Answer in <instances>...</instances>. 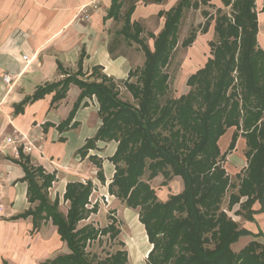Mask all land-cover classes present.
Wrapping results in <instances>:
<instances>
[{
  "label": "trees",
  "instance_id": "1",
  "mask_svg": "<svg viewBox=\"0 0 264 264\" xmlns=\"http://www.w3.org/2000/svg\"><path fill=\"white\" fill-rule=\"evenodd\" d=\"M125 1L112 0L107 18L122 22L119 36L137 44L144 53V66L131 70L129 78L121 81L136 103L122 99L121 85L114 79L103 77L100 83L79 80L81 69L62 81L39 88L33 98L56 90V97L61 99L72 83L82 89L83 98L96 95L102 126L86 148L95 147L98 141L118 143L111 158L116 172L110 191L127 207L140 210V223L153 245L148 264H264V235L241 228L228 214L239 205L236 214L253 220V205L259 202L264 208V50L258 43L255 0H223L225 6H232L231 19L222 9L217 10L215 20L203 11L207 19L204 26L192 31L182 47H190L199 32L207 33L212 21L218 40L209 42L212 57L188 78L190 91L178 98L169 97V68L179 46L182 19L188 10L199 9L200 4L180 0L168 11L161 33L150 34L154 39L152 50L141 37L144 27L132 22L131 16L139 1L163 0H130L122 14ZM111 55L115 57L112 49ZM134 77L136 81L132 80ZM231 128L235 130L229 151L243 137L248 166L238 193L231 194L226 212L221 205L233 185L223 164L227 153H221L218 143ZM24 160L29 199L39 201V205L20 217L33 216L37 226L51 219L70 251L45 264H128L125 249L100 260L91 259L87 252L88 242L108 234L115 240L121 234L115 219L102 230L92 225L79 228L97 211L86 207L92 183L68 184L65 200L69 209L65 214L59 209V201L51 202L48 197L53 176L44 175L42 169L28 164L29 159ZM147 173L148 180L163 175V186L180 177L184 189L161 202L144 180ZM38 178L43 179L41 184ZM243 236L263 241L253 240L236 254L230 246Z\"/></svg>",
  "mask_w": 264,
  "mask_h": 264
},
{
  "label": "crops",
  "instance_id": "2",
  "mask_svg": "<svg viewBox=\"0 0 264 264\" xmlns=\"http://www.w3.org/2000/svg\"><path fill=\"white\" fill-rule=\"evenodd\" d=\"M179 2L139 1L136 4L131 20L144 27L142 38L146 40L143 36L145 24L150 20L161 21L157 34L148 33L152 50L154 39L150 34L158 36L161 33L165 14ZM191 2L199 3L200 7L206 5L202 14L205 11L214 20L218 9L224 12L230 7L225 6L223 0ZM129 4L130 0L124 2L122 14ZM111 5L112 0H97L93 4L91 0H0V264H45L57 258L60 251L68 250L65 255L70 252L51 219L37 226L33 216L20 217L39 205V201L29 199L31 192L29 182L24 180V158L29 159L28 164L34 169L40 168L44 175L53 176L48 197L51 202L59 201V209L63 202L69 206L65 194L70 183H92V193L86 205L89 210L98 209V200H94L98 190L101 191L100 200L109 203L118 200L110 191L116 172L111 158L118 143L98 141L95 147L86 148L102 126L96 95L83 98L82 89L72 83L61 99L56 97V90L41 98H33L39 88L75 75L80 69L82 74L78 78L85 82L100 83L103 77L115 81L129 78L134 68L130 65L133 60L127 50L137 44L119 36L123 23L107 18ZM211 9L215 10V16L209 12ZM255 9L259 22L258 43L264 50V0H255ZM161 12L164 14L160 15ZM213 33L214 29L205 34L199 32L188 47L189 58L179 76L184 88H190L188 78L208 62L210 55L205 58L207 51L211 53L209 42ZM111 49L115 57L111 55ZM81 58L82 64L79 65ZM144 63L145 60L142 67ZM7 74L13 77L11 84L4 81ZM11 139L16 140L15 144L10 142ZM240 140L241 137L232 151H229L228 142V149L222 153H227L225 167L231 175L238 174L247 162L245 153L238 155L239 145L246 147V142L242 145ZM221 145L220 150L226 144ZM38 179L41 184L43 179ZM176 183L182 192L184 182L178 180ZM239 209L240 206L236 205L228 211L229 216L241 228L264 235L263 206L259 202L253 205V220L237 215ZM126 210L133 209L127 207ZM247 237L250 236H243L240 241ZM138 240L133 257L137 264H141L138 259L142 256L138 255L144 253L145 261L152 246L147 236L141 235ZM125 244L131 247L127 241Z\"/></svg>",
  "mask_w": 264,
  "mask_h": 264
},
{
  "label": "rangeland",
  "instance_id": "3",
  "mask_svg": "<svg viewBox=\"0 0 264 264\" xmlns=\"http://www.w3.org/2000/svg\"><path fill=\"white\" fill-rule=\"evenodd\" d=\"M194 1H199V0H194ZM206 9H207L206 5H201V7L199 9H197V10L191 9L185 13L186 15H185L184 20L182 21V25L180 27V32H179V39H180L179 46H178L177 51L175 52L172 64L169 68V74L171 76L169 97H171V98H178L181 95L186 94L190 90V88L186 89L183 87L184 83H183L182 79H180V77H179L182 73L181 71L183 69V66L185 65V63L187 62V60L189 58V48H183L181 44H182L183 40L185 38H187L192 31H200L201 28L204 26L206 20L202 14V10H206ZM209 12L213 13V16H215V14H216L215 10H213V9H211V11H209ZM224 13L227 14L228 17L231 19V17H232L231 16L232 15V6L229 8H225ZM216 16H217V14H216ZM214 23L215 22H213V21L211 23V27H210L211 32H213V29H214L213 26L215 25ZM160 24H161L160 20H150L147 24H145V30L146 31L143 34V36L146 38V41L150 47L152 46V40L148 36V33L157 34L160 30V27H161ZM212 38H213L212 41L217 42L218 38H217V35L215 34V30H214V33L212 34ZM129 53H131V54H129ZM127 54H129L133 60L132 64H130L131 67L133 65L134 69L140 70L142 65H143V62L145 60V56H144L143 52H141L139 50L137 45H131L130 49L127 50ZM209 55H210V57H212L211 53L209 51H207L205 59H207L209 57ZM236 74L237 73L235 72L234 75L236 76ZM178 79H179V81H178ZM132 80L136 81V77L132 78ZM121 81L122 80H116V82L121 85L120 86V92H121L122 99L125 101H130L132 103H136L134 101V99L132 98V96L128 93V91L123 87ZM234 130H235L234 128L229 129L228 132L220 139L218 144L221 145V143L223 144V142H225V144H226L224 146L225 148L222 147L221 153H224L228 149V146H229V143L231 140V136H232L231 134L234 132ZM239 142H240V144L244 145V142H246V140H244V138L241 137V140ZM221 146H220V148H221ZM244 146H246V145H244ZM16 148L18 149L19 146L17 145ZM244 148H242L239 145V148H238V151L240 150V152H238L239 156L243 155L247 151V147H244ZM226 162L223 163L224 166H226ZM232 162H233V159H232L231 163ZM245 162L246 161H244V163ZM247 166H248V161L246 162L244 167L241 169L239 174L231 175L228 172V174L230 175V182L233 186L228 188L227 193L224 195L223 202L221 205V208L223 210H225L226 212L228 211L231 194H237L238 193L240 180L243 176H246L245 169L247 168ZM228 168H229V170L231 169L230 166H228ZM148 176H149V173L146 174V176L144 177V180L148 181L150 183L151 187L156 191L157 196L159 198V201L165 202L169 199L170 196L181 193V192H179V190L177 188L176 182L178 180H180L182 182L183 181L182 178L174 177L173 179H171L168 182V185L163 186L164 182L166 181L165 178L163 177V175H160L153 180H148ZM94 197H95L94 200H98L97 201L98 209L94 214H91L87 220L82 221L79 224V228L86 226V225H92L95 228L102 230V229L106 228L109 224H111L112 219H115L118 221L117 224H118L119 228L121 229V234L115 240H113V239L111 240L110 235L108 234L107 236L102 235V237H100V239L96 240L93 243L91 242L92 244L90 242H88L87 252H88L90 258L96 259V260L105 259L107 256L114 253L115 251L120 250V249H125L128 252V264H137V261L133 257V254L135 253L134 246H135L136 242L139 241L138 240L139 236L143 235V236L148 237L146 231H144L145 228L138 221L140 210L139 209H133V210L127 211L126 205L123 204L119 199L118 200L115 199L110 203L107 201H102V200H100L102 196H101V191H99V190H98L97 194H94ZM53 198H54V196H53ZM68 207H69L68 204L63 202V203H61L60 210L66 214ZM253 240H256L257 242L263 241L262 238L254 239L251 236L244 238L241 241L239 238V240L237 241L238 243L236 242V243L232 244L230 246V249L234 253L238 254V253L242 252L249 244H251V242H253ZM125 241H127L130 244V246H131L130 248L127 247V245L125 244ZM148 241H149V238H148ZM149 243H150V241H149ZM122 244H124L125 247H123ZM151 246H152V248H151V250H152L153 245L151 244ZM151 250H150V252H151ZM66 252H68V250L67 251L66 250L60 251V253H58L57 256L58 255L59 256L65 255ZM149 253H148V256H149ZM144 255H145L144 253L143 254L140 253V255H138V256H142V257L138 260L140 261L141 264H148V257L147 256H146L147 259L145 258V261L143 260Z\"/></svg>",
  "mask_w": 264,
  "mask_h": 264
},
{
  "label": "built area",
  "instance_id": "4",
  "mask_svg": "<svg viewBox=\"0 0 264 264\" xmlns=\"http://www.w3.org/2000/svg\"><path fill=\"white\" fill-rule=\"evenodd\" d=\"M96 1H97V0H91V3L93 4V3H95ZM12 80H13V77H12L11 75L7 74V75L4 76V81H5V83H7V84H11ZM10 142H11V143L13 142V143L15 144L16 140L11 139Z\"/></svg>",
  "mask_w": 264,
  "mask_h": 264
}]
</instances>
